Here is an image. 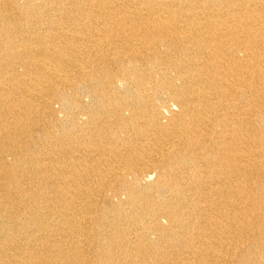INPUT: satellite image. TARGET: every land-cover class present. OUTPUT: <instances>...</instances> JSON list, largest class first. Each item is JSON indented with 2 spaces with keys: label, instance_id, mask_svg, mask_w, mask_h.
Masks as SVG:
<instances>
[{
  "label": "bare ground",
  "instance_id": "obj_1",
  "mask_svg": "<svg viewBox=\"0 0 264 264\" xmlns=\"http://www.w3.org/2000/svg\"><path fill=\"white\" fill-rule=\"evenodd\" d=\"M0 264H264V0H0Z\"/></svg>",
  "mask_w": 264,
  "mask_h": 264
}]
</instances>
